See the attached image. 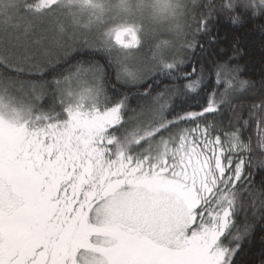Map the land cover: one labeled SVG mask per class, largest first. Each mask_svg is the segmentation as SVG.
<instances>
[{
  "label": "snow or ice",
  "instance_id": "obj_1",
  "mask_svg": "<svg viewBox=\"0 0 264 264\" xmlns=\"http://www.w3.org/2000/svg\"><path fill=\"white\" fill-rule=\"evenodd\" d=\"M209 8L199 16L190 9L183 48L195 49L197 34L208 31ZM220 8L256 16L264 12V0H223ZM63 15L57 0H0V64L23 72L33 56L52 55L46 43L67 56L73 45L65 41ZM232 20L237 23L240 16ZM124 36L131 40L125 43ZM114 37L118 48L102 49L86 37L82 46L104 51L122 82L117 70L127 63L122 53L136 49L139 39L132 27L118 29ZM183 63L173 56L128 73L132 85L155 73L187 81L157 94L158 123L137 127L130 138L123 136L128 96L106 95L105 69L96 63H78L75 71L53 81L67 119L50 122L38 115L35 121L44 124L34 131L0 119V264H233L248 232L232 228L250 175L251 143L242 133L249 122L226 139L214 135L205 114L224 103L235 70L221 66L216 82L223 75L225 92L219 100L213 92L202 110L194 111L182 101L197 92L202 75L192 78ZM11 83L0 81V93H7ZM238 84L243 88L247 81ZM151 93L149 87L138 94ZM44 95L43 87L33 86L34 100ZM252 107L264 147V100Z\"/></svg>",
  "mask_w": 264,
  "mask_h": 264
},
{
  "label": "trees",
  "instance_id": "obj_2",
  "mask_svg": "<svg viewBox=\"0 0 264 264\" xmlns=\"http://www.w3.org/2000/svg\"><path fill=\"white\" fill-rule=\"evenodd\" d=\"M222 3L223 0H197L194 6L191 5L190 9L194 8L193 14L197 16L201 13L207 14L211 5L208 31L197 34L195 49L189 50L179 44L174 56L184 61L181 67L187 72H192V78L202 75L197 92L189 93L182 101L183 106L189 110L201 111L207 103L208 96L213 92L217 100L221 98L226 88L223 75L221 83L216 82V73L221 66L235 70L233 89L229 90L217 112L205 114L206 123L212 126L213 134H219L223 140L226 139L227 133L241 127L244 121L249 122L242 128V133L243 139L247 142L250 138L251 143V152L246 153L250 159V167L246 172L250 175L243 186L246 191L240 194L232 228L233 233L237 230L244 233L246 227L248 232L240 241V248L233 257V264H264V205L261 204L264 200V167L260 165V161L264 160V147L260 145V136L257 132L259 114L254 113L252 107L253 104H259L264 100V12L253 16L251 11L246 12L237 8L234 13H228L221 10ZM233 15H239L240 21L234 23ZM188 22L190 23V20ZM67 34L70 35L68 30ZM65 41L68 42L66 37ZM71 44L73 48L67 56L59 49L48 46L52 55L47 58L40 55L36 59L33 56L30 63L24 65L23 72L0 64V81H12L8 86L9 95L31 103L33 115L29 121L31 119L35 121L38 115L47 117L50 122L67 119L65 105L60 103V94L53 81L68 76L69 70L75 71L73 66L78 63L84 67L96 63L105 69L104 88L108 97L115 100L118 95L127 94V110L124 113L126 124L123 128L125 137L131 136L137 127L143 130L158 123L154 118V97L163 92L166 86L187 83L184 80L173 81L163 73H155L137 85L119 82L116 79L115 67L111 65V58L104 51L82 46L84 45L82 37L74 39ZM49 59L58 62L48 63ZM37 64L39 71L34 67ZM238 81H247V85L241 88ZM33 86H36L37 90L43 87L45 92L43 98L39 101L34 100L32 91L22 98L20 89ZM149 87L152 91L150 96L138 94ZM164 115L171 118V112H165ZM132 116H135V119H129ZM39 122L43 126L44 120L41 119ZM225 151L227 152V147Z\"/></svg>",
  "mask_w": 264,
  "mask_h": 264
},
{
  "label": "clouds",
  "instance_id": "obj_3",
  "mask_svg": "<svg viewBox=\"0 0 264 264\" xmlns=\"http://www.w3.org/2000/svg\"><path fill=\"white\" fill-rule=\"evenodd\" d=\"M192 3L193 0H57L71 26L90 33L102 49L115 47L112 38L118 29L132 27L136 30L137 48L122 53L127 63L117 66L122 82L129 84L133 81L128 73L136 72L145 62L166 61L175 55ZM0 96L2 106L5 102L14 103L6 93Z\"/></svg>",
  "mask_w": 264,
  "mask_h": 264
},
{
  "label": "rangeland",
  "instance_id": "obj_4",
  "mask_svg": "<svg viewBox=\"0 0 264 264\" xmlns=\"http://www.w3.org/2000/svg\"><path fill=\"white\" fill-rule=\"evenodd\" d=\"M61 21L65 26V30H66L65 37L68 39V43L73 42L72 36H73L74 32L76 33V38H79V37L93 38V36L90 33L82 32V31L74 29L71 26L70 21L68 20V18L65 15H63L61 17ZM67 30H68V33L70 35L67 34ZM122 39L125 43H127L131 40V37L130 36H124V37H122ZM138 39H139V37H138ZM112 42L115 45V47H117V48L119 47V45L115 44V37L114 36L112 38ZM46 46H50V45H48L46 43ZM146 51H147V49H145V52ZM40 55L43 56V53H40V54H38V56H34L33 58L36 59ZM73 87H75V85H73ZM29 91H32V93H33V87L21 88L20 89V95L22 94L21 95L22 98L24 96L28 95L26 93H29ZM6 94H7L8 98L10 97L14 103L5 102L4 106H0V119L6 120L10 124H15L17 126H19L21 124H26L28 129L30 128L29 129L30 131L36 130V128H39L42 126L39 121H35V123H33V121H34L33 119H31L29 121L30 116L33 115V111L31 109V106H30L31 110L29 111L28 103L26 101H23L24 99H21V98L18 99L12 95H9L8 92ZM21 103H24L25 106H22ZM29 124H31V125H29ZM126 137L130 138L131 136L127 135Z\"/></svg>",
  "mask_w": 264,
  "mask_h": 264
}]
</instances>
